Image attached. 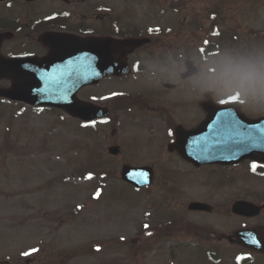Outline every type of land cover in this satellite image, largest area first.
<instances>
[{
    "label": "rangeland",
    "instance_id": "374dc122",
    "mask_svg": "<svg viewBox=\"0 0 264 264\" xmlns=\"http://www.w3.org/2000/svg\"><path fill=\"white\" fill-rule=\"evenodd\" d=\"M171 1L157 0L148 13L149 0L140 9L116 0L119 27L146 32L162 25L164 36L134 55L140 76L78 93L96 104L118 106L115 124L96 121L89 127L59 110L35 112L0 100V258L12 264L26 259L29 264H236L237 250L225 244H219L218 262L205 259L213 252L209 234L239 227L227 205L251 192L263 200L264 178H249L246 162L226 171L195 170L162 156L177 124L191 127L203 118L206 90H213L216 101L236 94L246 114L264 115V90L244 72L249 63H264V0H181L175 10ZM214 6L225 18L208 15ZM205 39L212 45L202 51ZM185 59L200 72L181 81ZM163 82L176 84L174 91ZM137 94L142 102L128 98ZM146 106L167 113L165 120L161 114L142 118ZM112 144L121 147L117 157L107 154ZM123 163L152 166V186L135 190L121 184ZM191 200L224 206V214L188 212ZM168 219L184 225L181 233L158 229ZM135 238L140 240L134 243ZM260 258L256 264H264Z\"/></svg>",
    "mask_w": 264,
    "mask_h": 264
},
{
    "label": "water",
    "instance_id": "95a60500",
    "mask_svg": "<svg viewBox=\"0 0 264 264\" xmlns=\"http://www.w3.org/2000/svg\"><path fill=\"white\" fill-rule=\"evenodd\" d=\"M141 42L143 40L138 39L80 40L68 35H53L49 38L52 57L44 68L38 70L35 77L26 78L27 80L17 78L10 89L0 90V95L33 105L63 108L83 120L106 115L105 109L76 100L75 92L83 85L98 82L103 75L126 72L125 64L121 61L114 62L113 55L117 52L124 55ZM13 71L14 68L10 70ZM203 106L208 111L207 119L197 129L183 135L190 146L186 148L178 145L183 157L196 165L214 161L228 164L244 158L264 162V118L246 119L237 106L234 111L230 110L232 106H218L212 102H206ZM121 177L141 186L142 182L151 181V170L124 165ZM242 206V202H236L233 211L241 213L244 208ZM189 208L208 210L209 206L191 203ZM245 237V233L239 232L232 233L227 238L231 242H243ZM0 264L9 263L3 261Z\"/></svg>",
    "mask_w": 264,
    "mask_h": 264
},
{
    "label": "flooded vegetation",
    "instance_id": "af4514ba",
    "mask_svg": "<svg viewBox=\"0 0 264 264\" xmlns=\"http://www.w3.org/2000/svg\"><path fill=\"white\" fill-rule=\"evenodd\" d=\"M142 1L123 0L122 3L140 9L144 6ZM121 14L122 11L116 8V0H0V55L7 59L44 57L49 53V47L40 42L39 37L50 33L112 35L118 29L129 28L128 25L118 26ZM162 30L158 28L157 33ZM139 35L145 34L141 32ZM12 82L8 76L0 78V83ZM256 199L255 196L253 202L264 204V199L262 202ZM215 206L212 212L216 211ZM238 217L241 218L238 229L264 226V208L257 216ZM257 239L264 247V228ZM256 255L264 257V251Z\"/></svg>",
    "mask_w": 264,
    "mask_h": 264
},
{
    "label": "clouds",
    "instance_id": "9594fccd",
    "mask_svg": "<svg viewBox=\"0 0 264 264\" xmlns=\"http://www.w3.org/2000/svg\"><path fill=\"white\" fill-rule=\"evenodd\" d=\"M244 72L257 89L264 90V63H249Z\"/></svg>",
    "mask_w": 264,
    "mask_h": 264
},
{
    "label": "snow or ice",
    "instance_id": "6c2138e0",
    "mask_svg": "<svg viewBox=\"0 0 264 264\" xmlns=\"http://www.w3.org/2000/svg\"><path fill=\"white\" fill-rule=\"evenodd\" d=\"M237 100L235 98H228V99H221L219 101L220 104H229V103H235ZM255 167V165H253Z\"/></svg>",
    "mask_w": 264,
    "mask_h": 264
}]
</instances>
